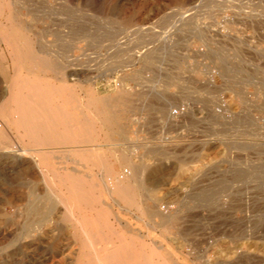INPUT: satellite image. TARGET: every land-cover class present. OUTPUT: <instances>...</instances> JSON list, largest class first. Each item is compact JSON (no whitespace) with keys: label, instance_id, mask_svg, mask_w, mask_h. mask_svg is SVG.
Returning a JSON list of instances; mask_svg holds the SVG:
<instances>
[{"label":"rangeland","instance_id":"obj_1","mask_svg":"<svg viewBox=\"0 0 264 264\" xmlns=\"http://www.w3.org/2000/svg\"><path fill=\"white\" fill-rule=\"evenodd\" d=\"M69 88L104 121L58 117L65 141L43 145L23 102L65 109ZM0 129V264L141 263L113 245L134 205L154 240L144 264H264V0H0ZM78 169L127 186L54 177Z\"/></svg>","mask_w":264,"mask_h":264},{"label":"bare ground","instance_id":"obj_2","mask_svg":"<svg viewBox=\"0 0 264 264\" xmlns=\"http://www.w3.org/2000/svg\"><path fill=\"white\" fill-rule=\"evenodd\" d=\"M223 1V0H222ZM194 8V7H193ZM192 9V8H191ZM198 9V8H197ZM194 11H195V9H193ZM190 11V10H189ZM202 11V10H201ZM198 12V11H197ZM189 13V12H188ZM183 15V14H182ZM186 15V14H185ZM193 16V15H192ZM198 16H200V15H198ZM197 16V17H198ZM183 16H181L180 18H182ZM186 17V16H185ZM184 17V18H185ZM183 20V19H182ZM186 20V19H185ZM175 21V20H174ZM217 21V20H216ZM223 22H225V21H223ZM226 23H228V22H226ZM222 24V23H221ZM173 25H174V23H173ZM176 25V24H175ZM179 25V24H178ZM169 27H171V26H169ZM227 27V26H226ZM164 31V30H163ZM160 33V32H159ZM8 36V35H7ZM10 37V36H9ZM44 37V36H43ZM40 40V39H39ZM43 40V39H42ZM41 40V41H42ZM7 41V40H6ZM37 42V41H36ZM39 42V41H38ZM166 42V41H165ZM20 43H23L25 46H27V45H29L30 43H31V41H30V39L28 38V37H23L22 39L20 38ZM117 43V42H116ZM147 43V42H146ZM119 44H121V43H119ZM165 44V43H164ZM171 44V43H170ZM24 46V47H25ZM118 46V45H117ZM164 46V45H163ZM173 46V45H172ZM30 47V46H29ZM32 47V46H31ZM33 48V47H32ZM32 48H31V50H32ZM112 48V47H111ZM30 49V48H29ZM118 49V48H117ZM28 50V49H27ZM26 50V51H27ZM28 52V51H27ZM147 52V51H146ZM145 52V53H146ZM38 52H28V54H29V56H30V59H26V58H23V56H22V58L20 57V61L21 60H24V62H30V60L32 61V62H42V63H44V64H47V60H46V58H43V56L42 55H39L40 54V52L37 54ZM46 53V52H45ZM120 53V52H119ZM148 53V52H147ZM43 54V53H42ZM47 54V53H46ZM48 56V55H47ZM140 57H141V55H140ZM77 59H78V57H77ZM152 59V57L150 58V60ZM49 60V59H48ZM53 60H55V59H53ZM148 61V60H147ZM23 62V63H24ZM31 62V63H32ZM34 62V63H35ZM134 62V61H133ZM55 64V63H54ZM134 64V63H133ZM133 64H130V65H133ZM35 65V64H34ZM33 65V66H34ZM38 65V64H37ZM47 65H49V64H47ZM32 66V67H33ZM44 66V65H43ZM53 66H55V65H53ZM33 69V68H32ZM31 69V70H32ZM35 70V69H34ZM33 70V71H34ZM29 72V71H28ZM30 73H31V71H30ZM29 73V74H30ZM21 75H24V74H21ZM31 77V76H30ZM24 82L25 83H29L30 84V86H31V88H32V91L34 92V96H37V94L39 93V91H38V88H37V84H36V81H32V80H30L29 78H27V76H26V78L24 79ZM53 86V85H52ZM54 89V91L56 90L55 89V87L53 88ZM53 91V92H54ZM91 91V90H90ZM56 92H58L59 93V91H56ZM50 93V92H49ZM57 94V93H56ZM33 95H31V96H33ZM52 95H54V94H52ZM33 96V97H34ZM41 96V95H40ZM92 96V95H91ZM94 99V98H93ZM92 99V100H93ZM97 100V99H96ZM51 101H53V100H51ZM79 102V101H78ZM92 102V101H91ZM91 102H88L86 105H84V108H82V107H80V105L78 104V105H76V109H78L79 111H75V114H79V113H82V114H84V117H85V121H86V123L87 122H89L90 123V121H92V119L94 120H103V118H101L100 119V117L98 116L99 115V111H96L95 109L93 110V108L94 107H92L93 105L91 104ZM35 102H34V100H32V101H30V100H24V102H23V104L25 105V110H26V112L23 114V116H24V120H26V123H27V125L29 126V129L32 131V132H34V131H41V132H44V135L42 136L43 137V139H44V141L46 142V143H48L49 142V140H53V139H55L56 141H59V142H61V141H64V139L66 138L65 136H62V134H60L59 133V129L60 128H58L56 125H57V119H58V116H57V118L55 117V115H54V112H57L56 110H58V109H56V108H54L52 105H48L46 102H41V101H39V102H36L35 104H34ZM52 103V102H51ZM53 103H54V101H53ZM102 104V103H101ZM169 105V104H168ZM170 107H172L171 105H169ZM101 107V106H100ZM166 108V107H165ZM49 110H51L52 112H48ZM104 110V109H103ZM62 111V110H61ZM100 111H101V108H100ZM105 111V110H104ZM102 112V111H101ZM23 113V112H22ZM20 114V113H19ZM66 114H67V112H66ZM64 112H63V116H64V118H66L65 116H67ZM68 115H69V113H68ZM71 115H73V114H71ZM59 117H62L61 115L59 116ZM69 117H70V115H69ZM172 117V116H171ZM170 117V118H171ZM23 118V117H22ZM69 119V118H68ZM82 120V119H81ZM81 120L80 119H78L77 117H76V115H74V116H72V119L71 120H69V122H70V124H78V123H81ZM106 120H108V119H106ZM104 121V120H103ZM83 122V121H82ZM99 122V121H98ZM105 123V122H104ZM94 124V123H93ZM93 124H92V126H93ZM25 127V126H24ZM68 127H70V125L68 126ZM90 127V126H89ZM92 128V127H91ZM89 130H90V128H88ZM95 129V128H94ZM0 131H1V129H0ZM26 131H27V129H26ZM92 131V130H91ZM74 135V134H73ZM19 136V135H18ZM37 136V135H36ZM121 136V135H120ZM98 137H99V135H98ZM36 138V137H35ZM128 138V137H127ZM38 139H39V137H38ZM75 139V138H74ZM131 139V138H130ZM11 142V141H10ZM58 144H60V143H58ZM57 144V145H58ZM142 144V143H141ZM9 145H11V144H8V147L7 148H3V150H2V152L3 153H10V152H14V153H16V155H18L19 156V158H20V156H22L23 155V153H22V155H20V148L18 147V146H15V145H13L12 147V149H9ZM44 145V144H43ZM121 150V149H120ZM24 151V150H23ZM22 151V152H23ZM40 152V151H39ZM88 152V151H87ZM52 153H54V152H52ZM86 153V152H85ZM119 153V152H118ZM25 154V153H24ZM28 156V155H27ZM30 157V156H29ZM18 158V157H17ZM53 159V158H52ZM44 159H42L41 161H43ZM54 160H55V158H54ZM78 160V159H77ZM59 161V160H58ZM66 161V160H65ZM74 161V160H73ZM44 162V161H43ZM49 162H51L50 161V158H49ZM48 162V163H49ZM25 163V162H24ZM57 163H61V162H57ZM72 163V162H71ZM81 163V162H80ZM30 164V163H29ZM50 164V163H49ZM77 164V163H76ZM39 165V164H38ZM48 166V165H47ZM50 166H51V164H50ZM53 166V165H52ZM35 167V166H34ZM41 167V166H40ZM49 167V166H48ZM47 167V168H48ZM55 167V166H54ZM109 167V166H108ZM131 167V166H130ZM110 168H111V166H110ZM36 169V168H35ZM41 169V168H40ZM52 169H54V168H52ZM51 169V170H52ZM129 169V168H128ZM128 169L127 170H125L126 172H128ZM31 170V169H30ZM42 170V169H41ZM44 170H45V166H44ZM64 170V169H63ZM135 167L134 166H132V174L130 175V176H134L135 177V174H134V172H135ZM57 171V170H56ZM75 171V170H74ZM78 172H79V169L77 170ZM111 171H112V169H108V171L106 172L107 173V179H106V182H103L102 180L101 181H99V180H94V179H97V178H95L94 176L95 175H93V174H91L90 173V175H88V177H90V178H92V180H90V182H88L87 180H85V179H83L85 176H82L81 174H80V172L78 173V174H80V176L78 175V174H73V173H70V174H62V175H59V174H54V177L55 178H58L59 179V182H60V184H61V186H66V187H68V188H80V189H96V188H105V187H109V188H112V189H115V191H118V192H121V189H123L125 186H127L126 185V181L124 180V179H122L120 176H116V175H111ZM59 172V171H58ZM76 172V171H75ZM114 172V171H113ZM44 173V172H43ZM118 174V173H117ZM122 174V173H121ZM43 175V177H49L48 175H47V173L46 174H42ZM136 175H139L138 173L136 174ZM51 176V175H50ZM125 176V175H124ZM88 177H86V178H88ZM126 177V176H125ZM36 178V177H35ZM127 179V178H126ZM134 179V178H133ZM105 181V180H104ZM128 181H129V179H128ZM57 182V181H56ZM69 183H71V185H69ZM46 184V183H45ZM47 185V184H46ZM130 186V185H129ZM106 189V188H105ZM53 190H54V188H53ZM74 190V189H73ZM107 190V189H106ZM75 191V190H74ZM114 191V190H113ZM89 192V191H88ZM90 193V192H89ZM88 193V194H89ZM117 193V192H116ZM91 195H93V194H91ZM66 200V199H65ZM45 202H47V201H45ZM94 202V201H93ZM17 211V210H16ZM31 227V226H30ZM28 229H30V228H28ZM26 231V230H25ZM26 233V232H25ZM27 234V233H26ZM92 234V233H91ZM119 255V254H118ZM128 257H122V259H127ZM150 259H151V257H150ZM154 261V260H153ZM183 264L185 263L184 261L182 262ZM122 264H130L128 261H125V260H122ZM137 264H144L143 262H141V263H137Z\"/></svg>","mask_w":264,"mask_h":264},{"label":"crops","instance_id":"obj_3","mask_svg":"<svg viewBox=\"0 0 264 264\" xmlns=\"http://www.w3.org/2000/svg\"><path fill=\"white\" fill-rule=\"evenodd\" d=\"M41 74H46V73H41ZM57 76V75H56ZM44 77H48V78H52L51 75H45ZM56 85H59V84H62V80L59 79V77L57 76L56 79L52 80ZM68 82V85H71V81H67ZM41 93V92H40ZM54 102L56 105H62L64 104L65 106V109H59V110H56L57 112H54V115L55 117L57 118V116L59 117L60 115L62 117L63 116V112L66 114L67 112V116H65L66 118H69V120L72 119V116L73 115H76L75 114V108H74V100H73V97L71 95V90L70 88L64 93L62 94L61 96L59 95H56V97L54 98ZM62 110V111H61ZM70 117H69V115ZM73 114V115H71ZM65 118V119H66ZM70 123H68L69 125ZM42 131V130H41ZM52 141H56L55 139L53 140H49L48 143H44V145H51L53 144ZM65 141V140H64ZM55 144V143H54ZM65 145H69V146H78V145H74L71 141L69 142H66ZM84 144H80V146H83ZM135 207L131 208V214L132 216L134 217V222L130 221L132 224V227L134 229V231H131V232H128L125 228V225H126V222L123 221V222H120L121 224V227L123 228V231H120L121 233H124L120 236H114L113 237V245H114V251L119 254L121 257L126 255L128 253V251L132 252L134 251L135 254H130L132 256H135V258L138 260V262H144L143 259L147 258V257H150L152 255H146L144 253H148L151 251V247L153 245V238L148 234L147 230H142L140 233H138V231L140 230L139 228L141 227V224L140 222L138 221L137 219V214L138 212L140 211V208H138L137 205H134ZM141 209L144 210V212L146 213V218L150 221V218H151V212L153 211V208H152V204L151 203H147V202H144L141 204ZM124 211V210H122ZM125 213V212H124ZM162 228V227H161ZM158 232L161 231V229L157 230ZM98 242L100 243V240H98ZM103 243H106V240L104 239L102 241V244ZM101 244V243H100ZM99 253H104L105 250L102 249V250H99L98 251ZM94 252H92L91 254H93ZM133 253V252H132ZM157 255V254H155ZM126 256H129V255H126ZM121 263V262H120ZM157 263V262H156ZM122 264V263H121Z\"/></svg>","mask_w":264,"mask_h":264},{"label":"built area","instance_id":"obj_4","mask_svg":"<svg viewBox=\"0 0 264 264\" xmlns=\"http://www.w3.org/2000/svg\"><path fill=\"white\" fill-rule=\"evenodd\" d=\"M162 209L163 210H167L168 208H167V205L165 204V205H162Z\"/></svg>","mask_w":264,"mask_h":264}]
</instances>
